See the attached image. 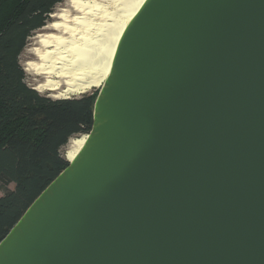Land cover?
Returning <instances> with one entry per match:
<instances>
[{"label": "water", "instance_id": "1", "mask_svg": "<svg viewBox=\"0 0 264 264\" xmlns=\"http://www.w3.org/2000/svg\"><path fill=\"white\" fill-rule=\"evenodd\" d=\"M86 136L0 264H264V0H146Z\"/></svg>", "mask_w": 264, "mask_h": 264}, {"label": "trees", "instance_id": "2", "mask_svg": "<svg viewBox=\"0 0 264 264\" xmlns=\"http://www.w3.org/2000/svg\"><path fill=\"white\" fill-rule=\"evenodd\" d=\"M63 2L0 0V243L69 166V141L93 127L98 93L50 99L27 84L20 61L30 39Z\"/></svg>", "mask_w": 264, "mask_h": 264}, {"label": "bare ground", "instance_id": "3", "mask_svg": "<svg viewBox=\"0 0 264 264\" xmlns=\"http://www.w3.org/2000/svg\"><path fill=\"white\" fill-rule=\"evenodd\" d=\"M146 0H67L45 33L38 34L25 71L40 79L35 90L71 99L104 85L120 39ZM100 88V89H101ZM87 136L73 138L65 156L73 161Z\"/></svg>", "mask_w": 264, "mask_h": 264}, {"label": "rangeland", "instance_id": "4", "mask_svg": "<svg viewBox=\"0 0 264 264\" xmlns=\"http://www.w3.org/2000/svg\"><path fill=\"white\" fill-rule=\"evenodd\" d=\"M66 1H67V0H64V2H66ZM64 2L56 7V9H55V11H54V14L58 13L59 10H60L61 8L64 7V5H65ZM54 20H55V18H53V17L51 16V22H53ZM51 22H50V23H51ZM50 23H48V24H47L44 28H42L41 30L37 31V32L34 34V36L30 39V43L28 44L27 48L24 50V52H23V54H22V56H21V58H20L21 65H22V67L24 68V70H25V62H26L28 59H33V58H35L33 55L30 54V51H29V50H30V48L33 47L36 36H37L38 34L45 33V32H47V31H49V30H46V27H47ZM25 73H26V75H27V84H28L31 88L35 89V87H36V85L38 84V81H39L40 79H38V78L35 77L33 74H30V73H28V72H26V71H25ZM100 88H101V87H99V88H94V89L88 91V92L85 93V94H82V95H80V96L72 97L71 99H73V98H79V97H81V96H83V95H86V94L99 93V89H100ZM39 93H40V92H39ZM40 94L43 95V96H46V97H48V98H50V99L57 100V99H55V98H53V97L51 96V94H52L51 92H43V93H40ZM8 188L11 189V190L14 189V185L12 184V185H10ZM2 195H3V191H0V196H2Z\"/></svg>", "mask_w": 264, "mask_h": 264}]
</instances>
